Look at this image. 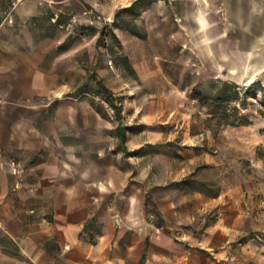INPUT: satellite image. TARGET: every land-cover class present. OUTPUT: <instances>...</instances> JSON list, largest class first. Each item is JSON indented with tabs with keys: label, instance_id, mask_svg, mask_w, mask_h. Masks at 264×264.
Returning a JSON list of instances; mask_svg holds the SVG:
<instances>
[{
	"label": "crops",
	"instance_id": "1",
	"mask_svg": "<svg viewBox=\"0 0 264 264\" xmlns=\"http://www.w3.org/2000/svg\"><path fill=\"white\" fill-rule=\"evenodd\" d=\"M98 1L120 2L0 0V264H264V209L242 182L205 197L219 214L198 243L204 250L171 254L173 233L147 218L146 194L130 186L120 140L92 146L80 106L57 101L47 64L56 43L37 23L48 11ZM180 1L183 20L201 29L225 13V27L246 50L232 74L252 78L264 67V0ZM218 42L225 47L209 46V58L231 59L232 41Z\"/></svg>",
	"mask_w": 264,
	"mask_h": 264
},
{
	"label": "rangeland",
	"instance_id": "2",
	"mask_svg": "<svg viewBox=\"0 0 264 264\" xmlns=\"http://www.w3.org/2000/svg\"><path fill=\"white\" fill-rule=\"evenodd\" d=\"M110 3H76L40 16V36L56 43L47 64L57 101H76L94 147L104 137L120 140L118 126L124 128L126 149L121 140L116 146L131 188L146 194L147 218L173 233L171 254L191 253L219 214L205 197L242 182L264 209V67L252 78L232 74L243 67L246 50L234 42L236 29L225 27V13L201 29L183 20L179 0ZM226 38L234 44L231 59H210L209 50L219 52L225 46L218 40ZM222 79L240 84L225 110L237 106L251 123L221 124L224 109L198 95ZM112 103L121 106V118ZM258 232L264 238V229Z\"/></svg>",
	"mask_w": 264,
	"mask_h": 264
},
{
	"label": "trees",
	"instance_id": "3",
	"mask_svg": "<svg viewBox=\"0 0 264 264\" xmlns=\"http://www.w3.org/2000/svg\"><path fill=\"white\" fill-rule=\"evenodd\" d=\"M213 85H214L212 88L213 90L210 89L207 94L199 93L198 95L202 97L206 102L215 104L218 106V108L220 107L221 109H224V111H222L223 113L220 117L219 122H221V124L223 125H233V126L251 123V121L248 119L246 115L239 114V108L237 106H234L235 110L233 113H229L225 110L227 107V102L235 98V96H238L239 91L237 87L240 84L236 81H229L222 79L215 82ZM262 92L264 95V89H262ZM112 104L115 108L117 117L121 118L122 116L121 106L116 103H112ZM118 132L120 135L121 146L124 149H126V145H125L126 132L124 128H122L120 125L118 126ZM147 211L149 212L150 210ZM151 215L154 216V213ZM157 215L160 216V213H157Z\"/></svg>",
	"mask_w": 264,
	"mask_h": 264
},
{
	"label": "built area",
	"instance_id": "4",
	"mask_svg": "<svg viewBox=\"0 0 264 264\" xmlns=\"http://www.w3.org/2000/svg\"><path fill=\"white\" fill-rule=\"evenodd\" d=\"M10 20L12 21V20H13V18H12V17H10ZM14 170H15V171H17V170H18V168L15 166V167H14Z\"/></svg>",
	"mask_w": 264,
	"mask_h": 264
}]
</instances>
